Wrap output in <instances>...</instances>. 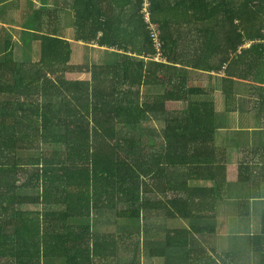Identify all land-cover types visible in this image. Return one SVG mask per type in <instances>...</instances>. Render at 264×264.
<instances>
[{"label": "trees", "instance_id": "obj_1", "mask_svg": "<svg viewBox=\"0 0 264 264\" xmlns=\"http://www.w3.org/2000/svg\"><path fill=\"white\" fill-rule=\"evenodd\" d=\"M146 2L165 63L153 60ZM68 7L73 39L91 63L71 64L68 8L43 0L27 12L20 60L16 40L0 28V264H140L141 257L264 264V137L249 149L234 142L240 159L229 163L216 143L214 102L220 91L226 114L264 121V0H70ZM94 45L114 50L108 62L91 58ZM193 73L216 79L219 89L192 86ZM244 83L250 88L240 98ZM254 200L263 207L259 232L248 234L246 251L232 240L220 252L218 209L240 231ZM162 214L187 226L161 229L153 220ZM108 216L115 232L101 229Z\"/></svg>", "mask_w": 264, "mask_h": 264}, {"label": "crops", "instance_id": "obj_2", "mask_svg": "<svg viewBox=\"0 0 264 264\" xmlns=\"http://www.w3.org/2000/svg\"><path fill=\"white\" fill-rule=\"evenodd\" d=\"M40 2H43V0H40ZM44 2L49 7H55V8L59 7V8H64V9L68 8L69 9V10H66L67 13L62 12V21H63V34H64L65 38L71 42V46L73 49L71 64L78 65V64L85 63L86 62L85 61L86 57L84 56L85 44L82 42H79V41H75L73 39V32L74 31H73V27H72V23H73L72 18H74V17H73V12L68 7V5L70 4V0H44ZM1 4H2V0H0V5ZM7 10H11L10 7H7ZM65 18H67V19L65 20ZM2 19L0 18V28L6 27L7 30L10 31V33H11V31H19L20 30L19 32L21 35V29L22 28L17 27L15 25L7 24L8 22L6 23L5 20L3 21ZM34 46H35V43H34ZM112 54H114L113 49H107L105 47H98L97 45H94L92 47V50L90 53V55L92 56L91 58H93V60L97 61L100 64H104L105 62H108L107 57L111 56ZM33 61H34V59H33ZM109 62H112V58H110ZM190 75H192V76H190L191 77V84H194L195 87H206L208 85H212V86H216L217 89H219L218 88L219 83L216 81V79H212V78H210V76H208L206 74L193 73ZM217 79H219V77H217ZM218 94H220V91H218ZM231 119L234 120L235 123H233L231 121ZM225 120L227 121V123L225 122ZM222 124H224V125H219V128L221 130H224L225 133H227V134L229 133L227 138L228 137L234 138V136L236 135L237 137L240 138L241 142L245 143V147H241L240 140H232V142H231V141L226 140L227 138H217L216 137V143L219 144L218 147H223V148L227 149L229 163H236L240 159L239 150H237V148H236L237 144H239L240 148H243V149L253 148V147L258 146V144L260 143V140L264 137L263 136L264 121L260 117L255 115L254 113H246V114L245 113H235V112L234 113H228L225 115V119L222 120ZM236 130H239V131H236ZM234 142L237 143L236 146H234ZM263 188H264V185L262 186V189ZM236 189H237V192H240L241 194L246 193V191L244 189H242L241 187H236ZM241 194L234 195L233 196L234 198H232V199L230 198V201H236L237 198H240L242 196ZM226 198H228V197H226ZM226 214H227V210H220L219 211V209H218V219L221 216L226 217ZM253 221H252V208H251L250 218H247V220L241 221V223H240V225L242 226L241 229H244V224H248L249 227L253 226L249 230L250 234L258 233L259 229H260V225L258 228L256 227V230H257V232H256L255 224ZM244 222H247V223H244ZM235 223H236L235 218L231 217L230 220L227 221V231H231L230 226L235 227ZM237 224H239V223H237ZM229 235H226V236H229ZM1 260H4V259H2V256H0V261Z\"/></svg>", "mask_w": 264, "mask_h": 264}, {"label": "rangeland", "instance_id": "obj_3", "mask_svg": "<svg viewBox=\"0 0 264 264\" xmlns=\"http://www.w3.org/2000/svg\"><path fill=\"white\" fill-rule=\"evenodd\" d=\"M41 3H43V2H40V0H2V4L0 5V18L1 19L3 18L2 20L3 21L5 20L6 23L8 22L7 24L15 25V26L21 28V26L25 24V22H26V20L28 18L27 17L28 16L27 12L32 7H33V9L38 7L39 5H41ZM2 5H5L6 8L10 7L11 10H7L5 13H2L4 11L3 9L1 10V6ZM22 13H23V15H22ZM66 19L67 18H65V20ZM72 20H73V18H72ZM19 31H11V33H10V31L7 30V32L10 33L12 35V37L16 40L15 55H16L17 60H20L21 57H22V54H21V51H22L21 42L22 41H21V35H20ZM89 50H90V48L86 47L87 53H88ZM33 51H34V53H33ZM33 51H32V53H33L32 54V58L34 59V61H37L39 53H40L39 43L38 42L35 43ZM86 61H87V63L90 62L88 57L86 58ZM191 85L195 86L194 84H191ZM249 88H250V86L248 84H246V83H244L243 87H241V84H239V89H236V95L239 96L240 98H242L243 96L247 95ZM214 102H215V106H216V117H217V132H216L215 137H217V138H227L229 133L227 134V133H225L224 130H221L219 128V125H224V124H222V120L223 119L221 118V116L222 115H224V116L226 115V109H225L223 96L218 94L214 98ZM176 107L177 106H171V109H174V108L176 109ZM178 108H182V106L178 105ZM231 121L233 123H235L234 120L231 119ZM225 122L227 123L226 120H225ZM160 124H163V123H160ZM160 124L157 123L156 125H160ZM236 131H239V130H236ZM226 140L232 142V140H240V138L235 135L234 138L228 137ZM240 144H241V147H245V143L241 142V140H240ZM217 146H219L218 143H217ZM210 184L211 183H209V182H194L193 183V185H195V186H208ZM261 191H262V196H264V188ZM229 194H230L229 196H231L233 194V192L231 193V191H230ZM251 203H253L252 204V221L254 220L253 222L255 224V230H256V227L258 228L259 225H260V215L262 213V206H261V201L260 200H257V201L254 200ZM30 209L31 210H37V208L34 207V206L31 207ZM109 218H110V216L102 217V219L100 220L103 223V226L101 227V229L103 231L115 232L116 231V225L113 226L111 223L107 222ZM153 221H154V224L160 226L161 229L183 228V227L187 226V222L186 221L179 220V219H177V220H168L167 218H165V216L163 214L154 217ZM244 223H247V222H244ZM151 225H152V223H151ZM252 227H249L248 224H244V229L240 228V231H235V230L234 231H227V219L225 217L221 216L218 219V232H217L218 242H219L218 245H219V248H220V252H221V249L223 247L229 246V245H227V243L229 241L232 242V240H235L237 242L236 244H233V246H235L236 248L239 247L241 249V251H246L245 248H246V246L248 244V234H249V230ZM256 232H257V230H256ZM229 234H232V236L229 237V238L226 237V235H229ZM137 238L141 242H143V240H147L146 236L138 237L136 235L134 240L137 241ZM151 238H153V240H155V238H156V240H162L163 237L159 236V235L158 236L157 235H152ZM132 240H133V238H132ZM148 240H149V238H148ZM130 257H131V255H125L121 260L130 261ZM150 263L157 264L158 261H156V260H148V258H146V257H141V263L140 264H150ZM121 264H129V263L127 262V263H121Z\"/></svg>", "mask_w": 264, "mask_h": 264}, {"label": "built area", "instance_id": "obj_4", "mask_svg": "<svg viewBox=\"0 0 264 264\" xmlns=\"http://www.w3.org/2000/svg\"><path fill=\"white\" fill-rule=\"evenodd\" d=\"M148 6H149L148 2L144 3L141 12L143 13V21L146 22L149 26L150 36L153 40L154 47L156 50V55L153 57V60L158 63H165L167 58L163 54L164 41L161 40L160 38L161 32L157 27V24L151 21L150 13L148 11Z\"/></svg>", "mask_w": 264, "mask_h": 264}]
</instances>
